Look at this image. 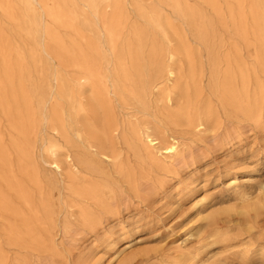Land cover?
<instances>
[{"label": "bare ground", "instance_id": "obj_1", "mask_svg": "<svg viewBox=\"0 0 264 264\" xmlns=\"http://www.w3.org/2000/svg\"><path fill=\"white\" fill-rule=\"evenodd\" d=\"M145 1L131 5L150 28L133 24L130 38L123 39L127 15L122 0H0V21L9 24L7 32L0 30V114L9 131L8 150L0 134V181L6 189L0 188V219L12 248L54 252L62 214L76 216L91 230L108 216L117 219L119 196L128 190L137 197L140 179L151 180L158 195L162 176L183 157L174 136L178 129L200 131L215 122L209 103L200 101L204 80L225 113L257 116L263 88L259 83L252 88L251 82L255 69L264 74V0H224L228 25L217 0H195L252 49L253 68L235 49L219 58L222 44L214 40L211 17L198 7L188 0H157L185 20L204 46L207 76L202 52L187 48L154 7L143 6ZM153 33L161 37L160 44L150 37ZM39 132L50 158L42 164L56 174L54 180L43 179L33 160L30 138ZM9 151L16 156L15 171ZM228 191L242 200L243 209L255 211L243 185L232 180ZM215 220L209 217L206 228ZM240 246L221 258L209 253L201 258L177 245L173 262L264 264V249ZM130 260L123 258L122 264ZM0 264H7L1 247Z\"/></svg>", "mask_w": 264, "mask_h": 264}, {"label": "rangeland", "instance_id": "obj_2", "mask_svg": "<svg viewBox=\"0 0 264 264\" xmlns=\"http://www.w3.org/2000/svg\"><path fill=\"white\" fill-rule=\"evenodd\" d=\"M132 1L122 0L123 11L127 15L126 27L121 35L123 39L130 38L127 35L128 29L133 24L150 28L136 15ZM216 4L224 17L222 21L228 25L226 2L217 0ZM147 5L154 7L158 15L169 22L180 34L187 48L202 52L201 61L207 76L208 57L204 46L190 32L188 23L177 16L171 7L158 5L157 0H147L143 6ZM188 5L198 7L204 15L211 17L214 40L222 44L219 58L235 49L239 51L246 66L253 68L251 48H247L229 27L224 28L217 22L208 7L195 0H188ZM104 12L108 14L109 9ZM7 28L9 24L1 20L0 30L7 32ZM55 31L60 35L64 34L62 30ZM150 37L156 43H161V37L157 33ZM18 44L20 41L12 43L11 49ZM181 64L185 71V63L181 61ZM255 72L256 79L252 80L251 86L254 88L256 83L261 84L263 99L254 118L245 119L241 114L225 113L217 105L207 81L204 80L200 101L209 103L216 117L215 122L200 131L192 128L178 129L174 136L179 140L183 157L178 159L168 174H160L164 182L162 190L154 195L152 181L140 179L137 197L127 192L128 190H124L119 196L117 219L113 220L108 216L102 220L101 226L91 230L81 225L76 216L67 218L62 214L55 230L54 252L40 253L19 251L6 244L2 235L4 221L0 219V247L6 263L14 264L15 260H19L25 264H122L123 258H126L131 259L128 264H174L177 245L184 246L185 251L201 253V258L207 253L221 258L242 249L243 246L240 245L244 244L255 251L264 249V190L261 189L264 185V74L257 69ZM52 104L53 102L48 103L49 106ZM6 127V121L0 114V134L3 146L8 150L9 131ZM184 129L185 132H182ZM43 135V132H39L36 137L30 138L32 156L42 178L47 175L46 177L54 180L57 178L56 174L42 164V160H50L49 154L45 152ZM9 152L11 169L15 171L16 156L12 151ZM188 180L192 183L187 189ZM232 180L245 187L251 204L249 207L255 205V211L243 209L242 200L230 194L228 184ZM248 181L250 183H246ZM0 188L6 191L5 184L1 181ZM54 195H57L56 188ZM200 200L201 206L198 205ZM200 211L201 214L197 215ZM211 216L216 219V225L208 229L205 225ZM125 245L129 248L121 254ZM229 245L235 247L225 252Z\"/></svg>", "mask_w": 264, "mask_h": 264}]
</instances>
